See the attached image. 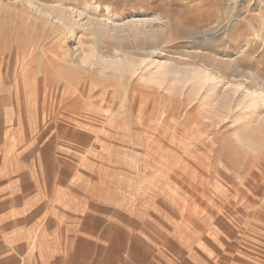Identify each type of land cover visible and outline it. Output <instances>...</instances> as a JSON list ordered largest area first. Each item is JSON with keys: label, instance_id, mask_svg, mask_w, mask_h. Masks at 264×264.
Here are the masks:
<instances>
[{"label": "rangeland", "instance_id": "obj_1", "mask_svg": "<svg viewBox=\"0 0 264 264\" xmlns=\"http://www.w3.org/2000/svg\"><path fill=\"white\" fill-rule=\"evenodd\" d=\"M21 1L0 0V137L66 153L123 258L264 264V123L237 120L264 98V0H35L123 29L75 40Z\"/></svg>", "mask_w": 264, "mask_h": 264}, {"label": "crops", "instance_id": "obj_2", "mask_svg": "<svg viewBox=\"0 0 264 264\" xmlns=\"http://www.w3.org/2000/svg\"><path fill=\"white\" fill-rule=\"evenodd\" d=\"M35 140L0 137V264H159L134 257L136 245L126 246L134 258H123V245L106 244L114 232L102 211L89 214L83 185H71L66 153ZM202 260L199 253L180 262Z\"/></svg>", "mask_w": 264, "mask_h": 264}, {"label": "bare ground", "instance_id": "obj_3", "mask_svg": "<svg viewBox=\"0 0 264 264\" xmlns=\"http://www.w3.org/2000/svg\"><path fill=\"white\" fill-rule=\"evenodd\" d=\"M14 1V0H13ZM16 2H20L21 0H15ZM23 5L25 4L27 7H29L32 12H30L29 15L26 16L27 18V24H31V22L36 23L40 18H45L49 25H51L53 28H58V30L63 29L67 35L70 36L71 39H74L77 37V31L79 32H90L92 35L95 34L96 37L102 38L105 36H109L115 39H121L122 37V28H117L116 29H110V27H106L102 24H94L92 20H86L82 22L84 17L81 15L76 19L74 14L71 13L70 11H67V9H63L61 6L62 4H56V5H49V4H44L41 2L33 1V0H24L21 1ZM86 11L87 12H92V11H97L98 7L96 8H91L89 6H86ZM38 17V18H36ZM37 19V20H36ZM43 21V20H41ZM46 22V23H47ZM133 25L131 26L132 29L130 30L132 33L138 34V33H145L146 28H143L144 25H136L132 23ZM118 62L123 63V60H119ZM159 67L164 66L166 67L167 65L164 63H159ZM158 66V64H157ZM196 76L200 80L202 79H209V80H217V82L220 80V78H216L212 75V73L208 70L202 69L199 70L198 72L195 73ZM216 94V93H215ZM215 94H212V97H216ZM260 94V93H259ZM248 97H254L253 101L254 103L246 106H241L239 105L238 109V118L240 122L243 121L245 122L246 125H250L253 123V121L256 120L259 121L260 123H264V98L260 97V95H257L255 92L252 94H247ZM246 97V96H245ZM264 97V96H263ZM227 98V97H226ZM223 100V99H222ZM252 101V100H251ZM225 105H229L227 99H224L222 101ZM255 119V120H254Z\"/></svg>", "mask_w": 264, "mask_h": 264}]
</instances>
